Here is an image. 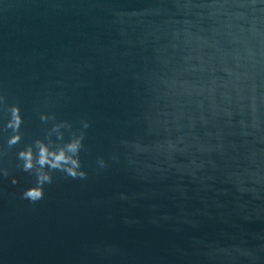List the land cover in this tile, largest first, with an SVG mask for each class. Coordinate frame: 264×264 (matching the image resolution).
<instances>
[{"label":"water","instance_id":"obj_1","mask_svg":"<svg viewBox=\"0 0 264 264\" xmlns=\"http://www.w3.org/2000/svg\"><path fill=\"white\" fill-rule=\"evenodd\" d=\"M0 264H264V0H0Z\"/></svg>","mask_w":264,"mask_h":264},{"label":"clouds","instance_id":"obj_2","mask_svg":"<svg viewBox=\"0 0 264 264\" xmlns=\"http://www.w3.org/2000/svg\"><path fill=\"white\" fill-rule=\"evenodd\" d=\"M71 150H75L76 147H77V144H72L69 146ZM67 159V157H65V154L64 152L62 151L61 153L55 155V159L52 161V165L53 167H56V166H59L61 164L62 161H65ZM42 164L45 163V158H44V150H42V158H41V161H40ZM77 162L75 160H72V164L75 165ZM26 166H30L29 165H26ZM69 173L72 174V175H76L77 172H76V169L75 167H72V168H69L68 169ZM80 175H83L84 173H79ZM25 195L27 197H30L32 199H37L39 198L42 193L39 191V190H29L28 192L25 193Z\"/></svg>","mask_w":264,"mask_h":264}]
</instances>
